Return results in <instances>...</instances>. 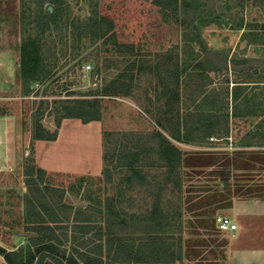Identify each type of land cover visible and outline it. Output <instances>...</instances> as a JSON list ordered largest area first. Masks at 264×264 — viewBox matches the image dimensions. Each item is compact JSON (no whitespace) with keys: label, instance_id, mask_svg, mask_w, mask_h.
Here are the masks:
<instances>
[{"label":"rangeland","instance_id":"obj_1","mask_svg":"<svg viewBox=\"0 0 264 264\" xmlns=\"http://www.w3.org/2000/svg\"><path fill=\"white\" fill-rule=\"evenodd\" d=\"M174 1H44V14L55 18L38 34L33 21L40 0H0V117L10 121L0 125L21 136L14 169L0 174L1 247L25 246L31 202L40 210H56L59 202L85 207L97 219L113 199L123 217L158 209L167 232L184 244L185 264H227L221 247L229 234L217 231L214 217L226 215L234 199H264V0H198L191 17L183 16L182 0ZM197 35L205 50L186 40ZM29 37L36 38L40 74L23 87L21 44ZM200 60L219 72L193 70ZM236 81L249 86L241 91L244 107L229 119L228 137L204 135L226 107L230 115ZM76 99L98 109L100 120L65 118L57 127ZM37 122L57 137L64 123L89 129L96 146L86 157L96 166L46 170L28 193L21 165L35 158ZM0 264H6L1 256Z\"/></svg>","mask_w":264,"mask_h":264},{"label":"trees","instance_id":"obj_2","mask_svg":"<svg viewBox=\"0 0 264 264\" xmlns=\"http://www.w3.org/2000/svg\"><path fill=\"white\" fill-rule=\"evenodd\" d=\"M44 1L56 5L63 2V0H40L34 12L33 21L38 34L45 33L55 18V14L51 16L52 12L48 9L47 13L51 17L44 14L42 8ZM197 1H181L183 16L191 17L195 15L197 12L195 3ZM174 2L176 3V0ZM100 21L103 24L108 22L105 17H102ZM261 26L264 29V24ZM105 34L106 30L102 29L101 35ZM241 39L247 42L250 41L244 35V32ZM35 40L36 38L29 37L21 44L19 69L22 73L21 85L23 87L31 80L39 79L40 69L37 68L38 50L34 45ZM186 40L196 42L205 50V46L198 35L196 38ZM232 57L233 55L230 58L231 63L233 62ZM207 63L208 61H197L193 66V70H215L219 72L218 67L210 66ZM224 67L227 68V63ZM182 72L188 74L190 71L186 65H183ZM187 76H190V74ZM259 82L264 83V81ZM248 84L247 81L234 82L231 94L235 104L231 106L230 115L228 107H226L222 115L216 117V122L205 128L204 135H211L212 137V134L223 133L219 138L228 137L229 119L236 118L239 109L241 110V107H244L245 99L243 101L240 99L241 91L249 86ZM115 95H120V92H116ZM1 116L3 115L1 114ZM210 117L211 115H206V123L211 121ZM65 118L80 119L84 123L99 121L100 111L88 106L86 100L76 99L64 107L61 117L56 121L57 127L60 120ZM201 119L202 117H198V121ZM195 125V132H197V130H200V126L196 123ZM56 138L57 130L53 132L45 131L40 123H35L34 140L54 141ZM161 138L163 142L170 144L166 137L161 135ZM180 160L181 158L178 157L177 164H180ZM44 175L45 171L35 165L32 155L23 160L24 184L28 193L33 192L34 189L32 188L37 185V181H42ZM35 190L41 194L39 187ZM30 202L28 199L27 203H32V205L27 209L24 216L25 237L27 239L25 246L9 251L0 246V256L6 264H182L180 244L177 245L175 242L176 238L173 233L167 232L168 228L165 226L164 220L160 219L161 212L158 209L150 211L148 217L142 215L123 217L115 210V203L111 199L105 203V208L99 209L97 212L99 216L96 219L86 212L89 210L88 208H85L84 211L74 210L71 217L73 208L63 203H57L59 208L56 210L52 206H46L43 207L42 211L37 205ZM68 224H71L70 226L73 229L71 234L64 233V230L66 231L69 228ZM92 230H95V232L90 239L79 236V233L89 234ZM96 239L97 242H95ZM103 239L104 244H102ZM67 242L71 244L77 242L76 247L72 245L68 251L65 245Z\"/></svg>","mask_w":264,"mask_h":264},{"label":"crops","instance_id":"obj_3","mask_svg":"<svg viewBox=\"0 0 264 264\" xmlns=\"http://www.w3.org/2000/svg\"><path fill=\"white\" fill-rule=\"evenodd\" d=\"M0 120H2L0 124L3 121L5 123L10 122L6 116H1ZM96 122L91 121V123L95 124ZM64 124L56 140L32 141L33 155L35 156L34 161L39 164L37 167L44 171L52 172H72L78 168H82L81 171L92 169L91 166L96 165H90L88 163L90 159H87L86 154L90 152L92 154V151L95 150L96 145L93 139V132L89 133V129L87 130L81 124L65 127ZM64 128L67 130L66 135L63 133ZM15 131L16 133L14 134L11 126L8 124L3 125L2 128L0 127V174L8 170H13L18 161L21 144L18 143L20 135L17 130ZM41 145L43 146L42 148L40 147ZM49 145L50 147L48 148ZM82 145H85V147ZM52 146L55 147L51 149ZM51 152L53 153L52 155ZM21 167H23V164ZM74 210L76 209H73L71 212V217L73 216ZM79 210L84 211L85 207L79 208ZM86 212L89 213L90 211L88 210ZM225 216L231 218L237 225V230L229 234L230 239H225L227 244L225 243L221 247L223 250L226 251L227 249L228 251L225 254L227 264H264V199H234ZM70 225L68 224L69 228L66 231L64 230V233L71 234L73 232ZM94 232L95 230H92L89 234L79 233V236L84 239H90ZM222 234L224 236L228 233ZM177 241L178 239L175 242L177 245L180 244L181 247L182 264H185L184 244L182 242L178 243ZM95 242H97V239ZM76 244L77 242L72 244L70 242L65 243L68 251L69 247L72 245L76 247ZM102 244H104V239ZM16 249L13 248L11 250Z\"/></svg>","mask_w":264,"mask_h":264},{"label":"built area","instance_id":"obj_4","mask_svg":"<svg viewBox=\"0 0 264 264\" xmlns=\"http://www.w3.org/2000/svg\"><path fill=\"white\" fill-rule=\"evenodd\" d=\"M214 223L217 231L221 233L232 234L237 230V225L231 218L225 215H217L214 217Z\"/></svg>","mask_w":264,"mask_h":264},{"label":"water","instance_id":"obj_5","mask_svg":"<svg viewBox=\"0 0 264 264\" xmlns=\"http://www.w3.org/2000/svg\"><path fill=\"white\" fill-rule=\"evenodd\" d=\"M49 11H51V8H49Z\"/></svg>","mask_w":264,"mask_h":264},{"label":"bare ground","instance_id":"obj_6","mask_svg":"<svg viewBox=\"0 0 264 264\" xmlns=\"http://www.w3.org/2000/svg\"><path fill=\"white\" fill-rule=\"evenodd\" d=\"M5 74V73H4Z\"/></svg>","mask_w":264,"mask_h":264}]
</instances>
